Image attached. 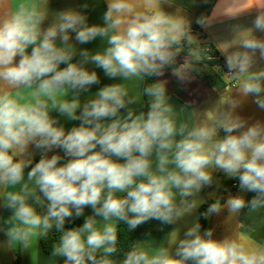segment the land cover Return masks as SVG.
<instances>
[{"label":"clouds","instance_id":"9594fccd","mask_svg":"<svg viewBox=\"0 0 264 264\" xmlns=\"http://www.w3.org/2000/svg\"><path fill=\"white\" fill-rule=\"evenodd\" d=\"M106 2L100 25L76 9L50 11V0H0V207L11 211L0 218V229L9 246L34 251L55 229L49 264H264L255 223L241 222L240 231L221 240L213 228L202 232L197 219L182 238L177 228L160 244L134 241L122 249L119 243L121 222L132 232L149 220L177 224L192 215L216 170L237 179L240 194L223 204L215 199L201 215L226 208L236 218L247 209L264 224V122L249 124L236 113L249 96L264 110V67L256 66L264 61V38L256 35L264 32V0H233L227 9L232 19L253 7L258 13L252 27L233 25L232 38L216 43L234 92L201 119L185 118L189 106L171 102L166 81L145 83L168 67L188 80L189 60L175 66L185 45L187 55L200 60L183 9L164 10L175 0ZM215 15L196 23L208 28ZM73 33L78 44L99 37L106 46L78 50ZM88 64L123 82L82 102L81 93L100 83ZM133 80L140 82L138 93L127 87ZM52 112L80 123L66 130ZM30 146L42 150L34 164ZM53 149L64 157L49 156ZM243 193L255 195L249 200ZM86 207L93 214L66 229Z\"/></svg>","mask_w":264,"mask_h":264},{"label":"crops","instance_id":"0c3cea01","mask_svg":"<svg viewBox=\"0 0 264 264\" xmlns=\"http://www.w3.org/2000/svg\"><path fill=\"white\" fill-rule=\"evenodd\" d=\"M87 4L88 7L85 8L84 5ZM233 4V0H175L174 4L169 7L167 4L162 5L165 11L174 13L177 7L183 9V14L189 19L191 24V32L196 37V41L193 47H198L200 44L209 42L213 44L216 49V43L224 40H230L233 36L232 26L239 24L242 27H252L253 21L258 13V10L253 7L241 14H239L235 19L230 18L226 12ZM50 11H60L68 8L76 9L85 13L88 17L89 24H103V14L107 10L106 0H50L49 3ZM216 15L210 27L202 28L196 23V19L200 16L212 17L213 12ZM50 23L45 22V26ZM198 28V29H197ZM72 43L76 44L77 49L87 48L92 52H95L102 47L106 46L101 38L87 43L78 44L75 41V34L73 33ZM258 37L264 38V32H256ZM217 50V49H216ZM30 51V49H29ZM221 56L223 62L225 63L224 56L217 50ZM188 59L191 63V58L185 53H180L177 57V62L175 66H179ZM74 60H79V55L74 57ZM62 65L61 67H63ZM257 67H264V61H258ZM86 67L89 70H95L100 78V83L93 85L89 91L81 93L80 99L82 102L94 96V94L99 90V88L112 84L123 82L121 78H108L105 76L102 69L97 68L94 64H88ZM225 66V70H226ZM190 78L186 81H181L178 77L172 74V67H168L165 70L163 76L155 77L157 80L166 81V89L170 93L171 102L174 103L177 108H182L188 105L184 116L189 118V116L195 119L203 118L204 114L211 112L215 109L216 103L214 98L222 100L223 97L229 95L230 90L234 92L233 82L224 76L226 86L222 91H213L203 80L196 77L192 72L189 74ZM127 87L130 91L138 93L141 87L140 82L133 80L127 83ZM235 95V93H234ZM70 98V97H69ZM253 96L247 98H242L241 105L236 109V113L242 118L246 119L249 124L256 122L257 120L264 122V110L260 109L253 101ZM132 107H137L133 105ZM222 105H219V108ZM139 110V108H138ZM124 111V110H122ZM53 117H57L59 123L65 127L66 130H70L73 126H78L80 121H71L64 116H60L57 112H52ZM221 136L224 135L221 130ZM29 151L33 157V164L38 162L41 157L42 150L36 149L34 146H30ZM60 154L64 157L62 149H53L48 153L49 156L52 154ZM67 158L61 160V163H65ZM30 169H26V172ZM214 183L210 187H204L199 194V199L203 201L199 207L193 212L192 215L185 218H189L191 224L199 218V208L201 205L211 204L217 198H221V203L223 204L225 200L230 195L240 194V189L233 191L231 188V182L235 179L228 178L222 171L216 170L213 173ZM245 199H251L254 193H243ZM38 211L43 212V209H38ZM248 210L244 209L238 217H230L228 210L225 208L220 214H213L209 218L205 219L204 226L201 228L203 232L205 229L213 228L214 234L213 238L223 239L226 236H231L234 232L240 231V223L245 225H252L253 223L258 225V232L255 235V239L264 240V224H262L261 218L256 217L255 220L251 219L247 215ZM11 214V211L0 207V218H7ZM93 210L91 207H86L84 210V216H82L83 222L88 215H92ZM185 226V219L178 222L177 224H162L158 220H149L142 225L138 226L133 231L134 241H145L153 240L156 244L165 242L168 235L174 230L180 229V237H183L181 228ZM243 239L247 240L248 237L244 236ZM16 254L19 255V260L21 264H49L51 260V253L45 254L41 251L39 246V240L33 250H24L19 247H11L8 244V237L5 232L0 229V264H15ZM62 264V260L59 262Z\"/></svg>","mask_w":264,"mask_h":264},{"label":"trees","instance_id":"16d2710c","mask_svg":"<svg viewBox=\"0 0 264 264\" xmlns=\"http://www.w3.org/2000/svg\"><path fill=\"white\" fill-rule=\"evenodd\" d=\"M198 29V28H197ZM187 45H185V51L182 53L187 54ZM198 47L202 49V55L200 60H194L191 58V65L193 68V71H191L196 77L203 80L213 91H222L224 87L226 86L225 79L223 77V72L225 71V63L223 62L221 56L213 46V44L209 42H205L200 44ZM208 57H212V59H209ZM218 72H221L219 74ZM155 77L146 78L145 83H153L155 82ZM168 95L170 96V93L167 91ZM145 104H144V110H147V98H144ZM210 204L201 205L199 208V221L204 226L205 218L201 215L204 213L208 206ZM83 223L82 217L76 218L71 221H66L65 228H73L78 227ZM201 227V228H202ZM119 243L120 247L122 249H127V247L134 242V236L133 231L128 232L127 231V225L124 223L119 224ZM59 233L56 232L55 229L52 230V232L49 234L46 238H40L39 239V246L43 253L49 254L52 252V245L58 238ZM122 255V253H121ZM19 255L16 254L15 264H21L19 260Z\"/></svg>","mask_w":264,"mask_h":264},{"label":"rangeland","instance_id":"374dc122","mask_svg":"<svg viewBox=\"0 0 264 264\" xmlns=\"http://www.w3.org/2000/svg\"><path fill=\"white\" fill-rule=\"evenodd\" d=\"M227 81H228V79H227L225 82H227ZM214 102H217V103H216V107H215L214 110L219 109V105L221 104V99L218 100V99H215V98H214ZM214 110H213V111H214ZM186 226H191V221H190L189 218H185V226H184V228H181V232H182V233L185 231Z\"/></svg>","mask_w":264,"mask_h":264},{"label":"built area","instance_id":"2783aa9c","mask_svg":"<svg viewBox=\"0 0 264 264\" xmlns=\"http://www.w3.org/2000/svg\"><path fill=\"white\" fill-rule=\"evenodd\" d=\"M209 59H212V57H208ZM224 73V76L225 77H228L227 76V69L223 72ZM231 188H232V190L235 192V191H237L238 190V180L237 179H235V180H233L232 182H231Z\"/></svg>","mask_w":264,"mask_h":264},{"label":"water","instance_id":"95a60500","mask_svg":"<svg viewBox=\"0 0 264 264\" xmlns=\"http://www.w3.org/2000/svg\"><path fill=\"white\" fill-rule=\"evenodd\" d=\"M219 74H221V72H218Z\"/></svg>","mask_w":264,"mask_h":264}]
</instances>
